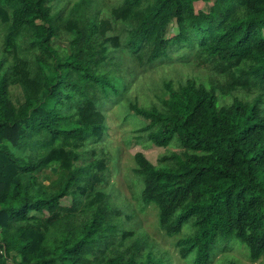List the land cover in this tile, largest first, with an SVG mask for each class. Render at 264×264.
Returning <instances> with one entry per match:
<instances>
[{
  "label": "trees",
  "instance_id": "1",
  "mask_svg": "<svg viewBox=\"0 0 264 264\" xmlns=\"http://www.w3.org/2000/svg\"><path fill=\"white\" fill-rule=\"evenodd\" d=\"M63 1L0 0V264H169L101 147L133 74L162 63L207 75L127 104L146 141L180 148L161 167L135 154L142 211L194 264L236 244L264 260V0H121L103 18Z\"/></svg>",
  "mask_w": 264,
  "mask_h": 264
},
{
  "label": "rangeland",
  "instance_id": "2",
  "mask_svg": "<svg viewBox=\"0 0 264 264\" xmlns=\"http://www.w3.org/2000/svg\"><path fill=\"white\" fill-rule=\"evenodd\" d=\"M121 0H64L61 9H72L74 6L85 2V10L92 15L96 10H100V17H106L110 14V9ZM209 5L203 2L196 4V10L208 9ZM55 47L61 50L67 46V41L59 39L53 42ZM207 71L194 65L181 64H158L154 68H148L143 71L136 70L130 80V85L125 93L123 102L112 106L107 111L108 134L104 144L101 145L107 159H109V168L111 171L110 184L113 186L115 197L117 195V204L130 212L139 220L136 231L143 234L153 246V250L163 257L169 264H194L195 255L191 254L184 259L181 256L177 242L186 237L182 234L179 237L169 238L159 228L157 215L152 207L142 211V206L137 197V188L133 183L136 179L133 173L135 167L134 156L142 153L149 162L155 167H161L164 164L160 159L170 156L172 153H179L177 146L157 147L146 141L145 132L137 133L142 128L143 123L134 122L127 116V104L136 102L140 106H149L150 104L160 106L164 97V82L173 80L174 83L185 81L189 77L205 78ZM142 124V125H141ZM142 138L144 140H142ZM167 163V160L165 161ZM264 264V260L252 261L248 251L241 245H233L219 252L214 258L212 264Z\"/></svg>",
  "mask_w": 264,
  "mask_h": 264
}]
</instances>
